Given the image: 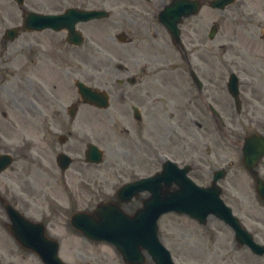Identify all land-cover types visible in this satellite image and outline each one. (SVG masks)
Instances as JSON below:
<instances>
[{"label":"flooded vegetation","instance_id":"obj_1","mask_svg":"<svg viewBox=\"0 0 264 264\" xmlns=\"http://www.w3.org/2000/svg\"><path fill=\"white\" fill-rule=\"evenodd\" d=\"M34 3L36 8L46 5L59 11L66 7L101 11V16L77 25L82 35L79 44L70 41L68 31L45 29L33 32V41L40 47L30 48L31 52L39 53L36 61L43 59V64L47 63L55 75L50 94L40 89L34 92L36 98L47 104V117L53 122L61 121L62 117L73 121L83 112V122L99 127L89 130L92 136H88V128L81 124L76 132L77 129L82 132L76 135L78 140H73L70 125L59 129L49 122L50 127L53 124L67 135L63 142L65 150L77 155V161L71 165L83 197L94 200L101 194L99 174L92 181L81 166H97L85 161V149L89 138L102 145L103 129L111 132L109 125L102 123L108 120L110 126L118 129L117 151L114 149V157L121 160L114 164L118 171L129 161L122 159L125 155L132 156V163L127 166L132 173L130 180L137 177L134 170L143 159L149 158L146 161L152 160L160 168L165 158L158 161L156 155L161 152L176 159L180 167L188 166L189 177L199 186H211L214 173H218L214 188H219L232 212L254 239L263 244L264 0H35ZM9 43H0L1 65L4 62L1 54ZM22 53L18 49V54ZM258 57L262 61L254 59ZM17 59L21 76L22 61L18 55ZM72 76L92 89L104 91L108 105L102 108L88 104L76 90L73 100L65 104L70 85L74 84ZM5 82L8 81L0 75V110L1 105L7 107L3 100ZM97 91V101L101 103L104 94ZM179 100L183 108L178 106L175 110L179 117H185L191 130L194 127L196 135L192 140L183 134L182 128L172 132L170 125L164 123L166 115L171 117L168 111ZM71 104L72 119L68 115ZM2 115H6L4 110ZM205 134L208 139H200ZM248 144L259 151L256 160L253 152L246 153ZM217 145L237 152L238 161ZM70 193L73 195L75 191ZM145 195V192L138 194L124 208L132 212L135 203ZM3 196L0 193V198ZM226 228L232 236L230 243L239 249L240 255L249 256L246 258L249 262H242L264 264V253L256 255L245 246L239 247L232 229ZM5 231L6 214L0 200V264H12L6 262Z\"/></svg>","mask_w":264,"mask_h":264},{"label":"rangeland","instance_id":"obj_2","mask_svg":"<svg viewBox=\"0 0 264 264\" xmlns=\"http://www.w3.org/2000/svg\"><path fill=\"white\" fill-rule=\"evenodd\" d=\"M34 2L35 0H26L25 7L34 10ZM52 10L54 9L46 5L39 8L42 12ZM16 24L21 25V11L13 0H0V34L6 27ZM33 38L34 34L31 32L21 33L9 45L8 51L1 54L4 62L0 64V75L8 82H5L3 88V100H6L4 104L7 107L1 105L0 110H5L7 114L4 117L0 113V152L12 153L14 162L0 174V192L29 218L42 221L46 225L47 232L59 241V255L68 264H123L119 253L112 245L84 237L69 223L70 214L75 209L87 206L86 197H83L84 193L80 190V184L76 182L75 175L71 172L74 165L63 173L56 166L55 155L66 146L59 145L55 138L61 130L56 132L57 127L55 128L53 124L50 127L49 122L53 121L52 118L47 117L49 114L47 104L34 95L38 86L43 89L51 87L55 75L54 72L49 74L51 70L47 63L43 64V59L42 62H32V59L36 60L39 53L31 52L30 48L40 47L35 44ZM20 48L23 51L22 54H18ZM17 55L22 61L23 79L17 75L20 72ZM254 59L262 61L260 57ZM18 77L22 79V82L16 83ZM73 98L74 89L71 85L68 97H65V104ZM0 102H2L1 98ZM176 105L170 108L168 114L171 117L166 115L164 123L170 125L172 132L182 128L183 134L191 137L192 140L196 135L193 132L194 127L191 130L187 126L185 117H179L180 113L175 110V107L183 108L182 105L180 106V100ZM81 114H78L73 121L62 117L61 121L53 123L57 124L59 129L70 125L69 128L73 129L71 135L73 140L77 139L78 131L82 132L80 129L76 132L75 129L81 124H85L88 128V134H91L89 130L99 129L94 126V123L83 122ZM102 123L104 126L109 125L111 131L109 133L103 129L102 145L106 151L104 161L97 166H81V170L93 179L99 174L101 199H107L112 197L113 190L119 181L124 180L123 176L130 174L131 171L127 169V166L132 161V156H123V160L129 161L122 166V171L116 169L114 164L121 161L114 157V149L117 151L115 142L117 143L118 129L110 126L112 123L108 120ZM205 138L208 139V134L200 137V139ZM219 147L228 154L227 156L238 161L237 152ZM176 151L178 150L173 152L176 153ZM133 155H137L136 151ZM144 160L138 162L139 167L134 170L135 173H152L158 168L152 160L146 161L149 158ZM133 164L137 165L136 160ZM129 166L133 165L129 164ZM146 166H149V169ZM70 191H75V194L70 195ZM99 199L100 197L97 200ZM262 221L264 223V213ZM5 235L6 262L41 264L34 254L21 250L7 231ZM158 237L177 264H245L242 261H247L246 258L249 257L246 254L240 255L239 251H236L235 246L230 243L232 242L230 231L223 222L213 216H209L207 224L203 226L186 215L164 213L158 219ZM145 264L154 263L147 259Z\"/></svg>","mask_w":264,"mask_h":264},{"label":"water","instance_id":"obj_3","mask_svg":"<svg viewBox=\"0 0 264 264\" xmlns=\"http://www.w3.org/2000/svg\"><path fill=\"white\" fill-rule=\"evenodd\" d=\"M22 1L18 0V2ZM79 19H81V14L77 9H68L64 13L56 15L30 11L24 19V28L51 27L60 29L67 27L72 30L75 22ZM7 32L12 37L15 35V29H10ZM250 151L251 145L248 144L246 153L249 154ZM98 156V152H93L95 160ZM11 160L8 154L0 155V168L10 164ZM59 162L62 167L66 166V160L60 158ZM172 180L173 177L170 176L169 171H167L166 177L161 172H157L151 177L124 185L120 189L123 194L130 195L132 192L143 189H149L151 193L141 201V206L136 209L133 215L124 213L114 203H102L94 210V214L75 213L71 218V223L92 239L106 240L114 244L126 264H144L146 260L144 250L156 264H174L169 252L157 237V219L162 213L170 210L185 212L201 224H205L207 216L213 214L233 227L238 242H243L245 237L251 240L249 234L240 226L237 218L231 214L228 207L224 206L219 197L216 196L210 201H205L202 198L194 199V197L187 199L188 196L180 195L184 187H187L182 182L183 180H177L182 189L174 192L169 191ZM162 181L166 185L165 191L160 187ZM123 194H121L120 201L125 199ZM5 208L10 220L7 223V229L24 248L34 250L44 264H64L56 256V243L44 236V228L40 223L28 220L8 203Z\"/></svg>","mask_w":264,"mask_h":264}]
</instances>
